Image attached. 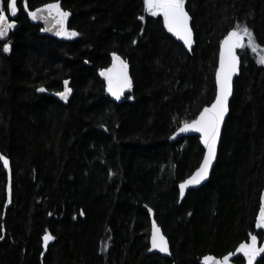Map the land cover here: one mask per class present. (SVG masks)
Returning <instances> with one entry per match:
<instances>
[{
	"label": "trees",
	"instance_id": "obj_1",
	"mask_svg": "<svg viewBox=\"0 0 264 264\" xmlns=\"http://www.w3.org/2000/svg\"><path fill=\"white\" fill-rule=\"evenodd\" d=\"M49 2L28 0L31 9ZM60 4L79 33L73 41L42 35L23 0L10 53L0 41V156L11 168L8 201L0 161V264H199L206 255L235 254L250 233L264 246L255 230L264 187V64L247 37L217 162L181 203L178 184L203 150L195 136L168 141L213 102L219 45L229 31L247 26L264 54V0H185L190 51L144 0ZM114 52L132 80L120 104L98 77ZM65 80L71 92L62 100ZM149 209L170 258L147 254ZM46 232L54 237L47 246ZM254 264H264V253Z\"/></svg>",
	"mask_w": 264,
	"mask_h": 264
},
{
	"label": "snow or ice",
	"instance_id": "obj_2",
	"mask_svg": "<svg viewBox=\"0 0 264 264\" xmlns=\"http://www.w3.org/2000/svg\"><path fill=\"white\" fill-rule=\"evenodd\" d=\"M5 0H0V41H6L10 31L15 27V20L10 17H15L19 11V0H6V8L3 6ZM146 11L152 16L162 15L164 27L169 33L183 40L184 45L191 49L192 31L189 27V15L185 11V0H144ZM24 11L27 12L29 18L33 21H43L46 24H51L52 27L41 28V31H51L55 28L57 36L72 38L79 35L75 30H69L66 27L67 18L70 12L61 7L60 0H52L38 8L31 9L28 0H23ZM140 19H143L141 16ZM247 37V47L253 53H257V63L264 64V54H260L253 33L247 26L237 25L220 42V67L216 71L217 92L215 100L210 106H205L200 112L198 118L190 123H185L178 131L180 133L189 130L199 132L201 142L203 143L206 152L203 161L196 172L187 180L179 185L180 196L183 197L185 189L190 184H199L208 176L209 168L216 157V144L220 137L221 122L224 120L225 113L228 111V97L231 93V79L234 72L237 70L239 57L236 53L237 48H243L244 38ZM135 43V41H134ZM10 43L3 42L2 51L8 53L10 51ZM114 65L115 61H120V72L113 73V69L101 71V75L107 80V90L111 95L119 100L125 88L131 89L132 81L127 73V63L120 60L116 53H112ZM64 90L58 92L57 95L61 99H67L71 88L68 87V81H64ZM37 91L44 92V88H38ZM132 99V97H128ZM0 161H3L5 168L8 167V160L0 156ZM151 211V209H149ZM256 228L264 229V193L260 197V209L256 219ZM250 243H242L235 250L236 253H242L246 258L247 264H254V261L261 253H264V246L257 247V235L250 233ZM3 237H0L2 239ZM54 237L47 232L43 237L44 245ZM151 246L153 249H158L160 252H168V242L165 237L160 234V230L153 223V231L151 237ZM232 253L226 254L222 258H214L210 256L203 257L204 264H230Z\"/></svg>",
	"mask_w": 264,
	"mask_h": 264
},
{
	"label": "water",
	"instance_id": "obj_3",
	"mask_svg": "<svg viewBox=\"0 0 264 264\" xmlns=\"http://www.w3.org/2000/svg\"><path fill=\"white\" fill-rule=\"evenodd\" d=\"M23 11H24V7H23ZM24 13H25V15L27 16L29 22H30L32 25H37V26H40L41 28H45V27H49V28H51V27H52L51 24H46V23L43 22V21H33L31 18L28 17L27 12L24 11ZM15 17H16V16H15ZM15 17H10V19L14 20ZM69 20H70V16L67 18L66 27H67L69 30H72V29H70L69 26H68V24H69ZM189 27H190V29H191V31H192V28H191V21H190V19H189ZM17 28H18V25H17V23H16V21H15V27L10 31L8 37L6 38V41H2V42H8L9 37H10V34L13 33ZM41 32H42V35H44V36H48V37H51V38H53V39H56V40H58V41H62V42H71V41H73V39H74V37H72V38H65V37L57 36V35L55 34V28H53L51 31H41ZM169 34L173 37V39H174L177 43L181 44V45H182L187 51H190V50L192 49V47H193V39H194V37H193V31H192V45H191V49H189L188 47H186V46L184 45L183 40L179 39L177 36L173 35L172 33H169ZM226 35H227V34H226ZM226 35H225V36H226ZM222 40H223V39H222ZM244 43H245V38H244V40H243V44H244ZM241 49H242V48H237V49L235 50L236 53H237V55H238V52H239ZM8 53H10V51H9ZM117 56H118V55H117ZM119 57H120V56H119ZM238 57H239V55H238ZM120 60H122L121 57H120ZM122 61H123V60H122ZM113 65H114V61H113V57H112V55H111V62H110V65H109L107 68L103 69V70H106V69H113ZM115 65H116V67L113 69V73H112V74H115V73H119V72H120V61H115ZM219 67H220V46H219V57H218V65H217V69H218ZM217 69H216V71H217ZM103 70H102V71H103ZM239 71H240V58H239V63H238V65H237V70H236V72H234L233 75H232V79H231V93H230V95H229V97H228V104H227L228 111L225 113L224 120L221 122L220 137L218 138V140H217V144H216V157H215V159L213 160V163H212L211 167L209 168L208 176H207L204 180H202L199 184H190V185H188V186L186 187V189H185V193H184V196H183V197L180 196V190H179V185H180L182 182L179 183V184H178V191H179V199H178V202H179V203H181V202L183 201V199H184L185 196H186L187 191H189V190H197V189H199L201 186H203L205 183H207V182L209 181V179H210V176H211L212 170H213V168H214V166H215V164H216V162H217L218 153H219V146H220V142H221V136H222V133H223V129H224V125H225V121H226V119H227V117H228V115H229V104H230V101H231V98H232V95H233L234 81H235V79L239 76ZM100 73H101V71L98 73V77H99V79H100L101 81L104 82L105 90H106V93H107L108 97L110 98V100H111L112 102H114V103H116V104H120V103L124 100L125 95L128 94V93H130V92L132 91V87H131V89L125 88L123 94L121 95V98H120L119 100H116V99L111 95V93H109V91L107 90L108 85H107V80H106L105 76H102ZM127 73H128L129 78L131 79V77H130V73H129V69H128V68H127ZM131 81H132V80H131ZM216 92H217V83H216V72H215V96H216ZM67 97H68V96H67ZM58 98L61 99L59 96H58ZM214 100H215V97H214ZM214 100H213V101H214ZM209 106H210V105H209ZM202 110H203V109H202ZM202 110H201V111H202ZM201 111H200V112H201ZM200 112H199V114H200ZM199 114L195 117V119L198 118ZM193 120H194V119H193ZM190 122H191V121H190ZM190 122H187V123H190ZM184 124H185V123H184ZM184 124L180 125V126L174 131V133L169 137L168 141H169V142H175V141H177V140H179V139H181V138H186V137H189V136H195V137H198V140H199L200 146H201V148H202V150H203V156H202V159H201V162H200L199 166H198V167L192 172V174H191L189 177H187V178L185 179V180H187V179H189V178H190V177L196 172V170L200 167V165H201V163H202V161H203V157H204V155H205L206 149H205L203 143L201 142V139H200V135H201V134H200L199 132L189 130V131H187V132L180 133V132L178 131V129H179L181 126H183ZM1 156H2V155H1ZM3 157H4V156H3ZM7 160H8V159H7ZM1 163H2V166H3L4 170H5V172L7 173L6 194H7L8 201H10V200H11V168H10L9 161H8V167H7V168L4 167V165H3V161H1ZM185 180H184V181H185ZM184 181H183V182H184ZM262 193H264V187H263V189H262L261 194H262ZM260 197H261V196H260ZM259 209H260V206H259ZM258 214H259V210H258V213H257L256 218H255V225H256V219H257V217H258ZM149 216H150V227H151V231H150V238H149V249H148V251H147V254H153V253H156V254H158V255H160V256H162V257L170 258V257H171V254H170L169 243H168V252H167V253L160 252L158 249H153V248H152V246H151V237H152V231H153V223H155V225L157 226V228L160 230V234L163 235V233H162L161 228L158 226V224H157L156 221H155L154 211H153V210L150 211ZM255 230H256L257 232L261 231V232L264 233V229H258V228H256V226H255ZM163 236H164V235H163ZM164 237H165V236H164ZM165 239H166V237H165ZM166 240H167V239H166ZM167 242H168V241H167ZM261 254H263V253H261ZM261 254H260V255H261ZM240 255L243 256L242 253H235V254H233V256L230 258V264H234V263H233V259L236 258V257H238V256H240ZM206 256H210V257L217 258V257L212 256V255H206ZM204 257H205V256H204ZM217 259H219V258H217ZM199 264H204L203 257H202V259L200 260Z\"/></svg>",
	"mask_w": 264,
	"mask_h": 264
},
{
	"label": "bare ground",
	"instance_id": "obj_4",
	"mask_svg": "<svg viewBox=\"0 0 264 264\" xmlns=\"http://www.w3.org/2000/svg\"><path fill=\"white\" fill-rule=\"evenodd\" d=\"M224 37H225V36H224ZM221 41H222V40H221ZM219 46H220V45H219ZM218 57H219V54H218ZM217 65H218V62H217ZM216 69H217V67H216ZM215 72H216V71H215ZM214 78H215V77H214ZM183 181H184V180H183ZM183 181H182V182H183Z\"/></svg>",
	"mask_w": 264,
	"mask_h": 264
},
{
	"label": "rangeland",
	"instance_id": "obj_5",
	"mask_svg": "<svg viewBox=\"0 0 264 264\" xmlns=\"http://www.w3.org/2000/svg\"><path fill=\"white\" fill-rule=\"evenodd\" d=\"M149 13V12H148Z\"/></svg>",
	"mask_w": 264,
	"mask_h": 264
}]
</instances>
